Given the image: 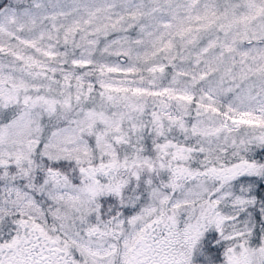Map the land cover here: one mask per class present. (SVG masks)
<instances>
[{
	"label": "snow or ice",
	"instance_id": "6c2138e0",
	"mask_svg": "<svg viewBox=\"0 0 264 264\" xmlns=\"http://www.w3.org/2000/svg\"><path fill=\"white\" fill-rule=\"evenodd\" d=\"M0 264H264V0H0Z\"/></svg>",
	"mask_w": 264,
	"mask_h": 264
}]
</instances>
